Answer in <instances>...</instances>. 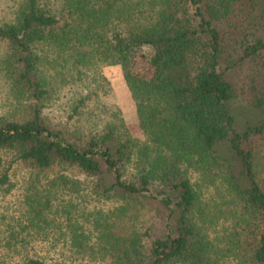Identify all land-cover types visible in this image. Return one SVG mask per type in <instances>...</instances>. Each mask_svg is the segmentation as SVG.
<instances>
[{
	"label": "trees",
	"instance_id": "1",
	"mask_svg": "<svg viewBox=\"0 0 264 264\" xmlns=\"http://www.w3.org/2000/svg\"><path fill=\"white\" fill-rule=\"evenodd\" d=\"M0 42L14 98L0 117L1 189L15 163L54 185L84 175L96 198L118 202L95 220L109 264H264V0H17ZM147 45L149 77L134 71ZM114 63L147 140L117 112L84 133L45 114L60 82ZM240 69L255 115L242 131L229 106Z\"/></svg>",
	"mask_w": 264,
	"mask_h": 264
},
{
	"label": "rangeland",
	"instance_id": "2",
	"mask_svg": "<svg viewBox=\"0 0 264 264\" xmlns=\"http://www.w3.org/2000/svg\"><path fill=\"white\" fill-rule=\"evenodd\" d=\"M16 3L17 0H0V21L11 18ZM3 54L0 42V59ZM151 55V46H144L134 71L149 77L153 70ZM240 70L231 74L237 92L229 106L237 119L236 128L242 131L254 123L255 115L249 101L251 92L245 84V70ZM67 80L60 82L44 108L52 121H63L84 133L101 129L117 112L132 136L148 139L139 123L135 101L120 64L100 65L82 73L75 71ZM80 94H90V98L78 113L72 114ZM13 104L9 83L0 69V117L7 114ZM216 148L220 156H228L226 141H220ZM2 155L8 165L12 153L3 151ZM9 170L13 187L9 191L0 188V264L21 262L29 256L39 257L46 264H109L101 251L95 220L115 207L117 201L96 198L83 182L84 175L69 174L79 181L77 187L71 182L54 185L52 175L37 178L17 163L10 165ZM192 176L199 181L196 173ZM204 192V197H209L214 189L209 187Z\"/></svg>",
	"mask_w": 264,
	"mask_h": 264
}]
</instances>
